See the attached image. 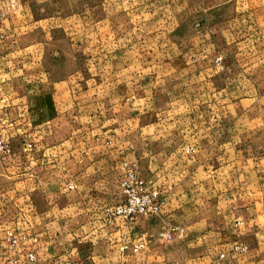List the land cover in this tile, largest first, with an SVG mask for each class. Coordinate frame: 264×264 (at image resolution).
I'll use <instances>...</instances> for the list:
<instances>
[{"label":"rangeland","instance_id":"rangeland-1","mask_svg":"<svg viewBox=\"0 0 264 264\" xmlns=\"http://www.w3.org/2000/svg\"><path fill=\"white\" fill-rule=\"evenodd\" d=\"M241 4L264 0H0L1 64L23 72L19 76L25 84L40 83L37 94L56 102L46 106L45 115H26L18 125L45 130L43 140L26 134L12 141L16 138L0 120V264H33L38 256L33 226L39 202L23 194L16 183L23 180L8 169L10 145H44L50 132L49 144L67 139L77 147L89 146L94 155L98 148L115 150L120 168L108 182L120 201L123 184L138 182L141 191L155 189L162 200L156 182L185 176L187 164L198 156L219 168L233 164L229 176L239 177L241 154L208 149L219 144L212 130L224 125L215 115L227 114L226 128L239 131L242 114L250 116L244 123L254 128L258 122L251 115L264 113V101L256 100L264 96V45L243 46L252 39L243 37V26L232 25L234 15L242 14ZM241 64H248L249 71L241 73ZM242 93L250 97L244 103ZM251 140L260 142L257 136ZM150 150L154 162L148 168ZM113 206L107 214L118 218L110 215ZM159 214L137 220L147 219L157 230L155 240L182 238L175 221L161 220ZM162 232L171 238L162 239ZM239 243L231 250L234 258L247 252L235 250L244 246ZM184 252L174 250L172 256Z\"/></svg>","mask_w":264,"mask_h":264},{"label":"crops","instance_id":"crops-1","mask_svg":"<svg viewBox=\"0 0 264 264\" xmlns=\"http://www.w3.org/2000/svg\"><path fill=\"white\" fill-rule=\"evenodd\" d=\"M240 10V16L231 18L233 26H243V37L252 39L242 42L243 46L247 44V50L254 43L263 46L264 4H241ZM248 67L241 64L239 71L248 72ZM20 73L23 72L18 68L0 62V120L6 123L10 136L16 138L12 141L26 134L43 140L45 130L33 128L32 132L18 125L26 115L36 118L45 115L46 106L54 107L56 102L40 97L37 94L40 83L25 84ZM58 86L55 84L54 88ZM248 99L249 95L242 93L241 103ZM256 100L260 103L264 96H257ZM52 114L56 115L57 109ZM215 117V121H224V125L223 129L212 130V137L219 144L212 143L208 153L241 154V174L231 177L233 164L219 168L198 156L187 164L190 171L185 176L156 182L162 187L163 200L158 217L175 221L183 232L182 238L170 241L155 240L157 230L146 223L147 219L126 223L108 216L107 210L120 201V193H115L108 182L120 168V154L115 150L98 148L94 155L89 146L77 147L67 139L64 144H49L50 132L44 145H10L8 169L15 170L23 180L16 183L24 190L26 185H32L23 194L39 202L34 206L33 232L38 237L35 247L38 256L33 264H264V113L251 115L258 122L254 128L244 123L250 116L242 114L239 131L226 128L230 120L227 114ZM53 133L58 135L55 130ZM256 136L260 142L251 144L253 141L249 139ZM229 138L236 143L232 144ZM202 152L199 149L198 153ZM243 153L256 157L248 159ZM153 160L150 150L145 154L148 168ZM108 167L112 174L108 175ZM92 173L96 176H91ZM239 242L247 252L234 258L231 250ZM139 245L141 249L133 252L132 248ZM179 249H186V256H172Z\"/></svg>","mask_w":264,"mask_h":264},{"label":"built area","instance_id":"built-area-1","mask_svg":"<svg viewBox=\"0 0 264 264\" xmlns=\"http://www.w3.org/2000/svg\"><path fill=\"white\" fill-rule=\"evenodd\" d=\"M3 150V146L0 142V151ZM142 190V183L138 182L137 185L123 184L122 200L115 204L110 212L111 216L118 217L123 221H134L140 217H152L158 215L162 200L160 193L155 189ZM175 230V229H171ZM162 239L171 238V234L162 232L160 233ZM35 242H38L36 238ZM141 245L133 247V252H137L141 249ZM126 247H124L125 249ZM235 250L246 251V247L242 246L240 249ZM29 259L33 260V255L29 254Z\"/></svg>","mask_w":264,"mask_h":264}]
</instances>
